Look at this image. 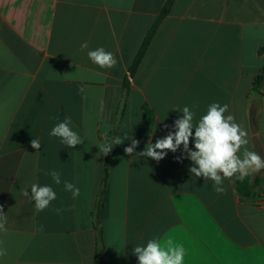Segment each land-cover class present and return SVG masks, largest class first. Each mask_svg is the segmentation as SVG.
Instances as JSON below:
<instances>
[{
	"label": "crops",
	"instance_id": "0c3cea01",
	"mask_svg": "<svg viewBox=\"0 0 264 264\" xmlns=\"http://www.w3.org/2000/svg\"><path fill=\"white\" fill-rule=\"evenodd\" d=\"M166 2L0 0V264H138L133 248L150 239L182 246L183 264H264V208L253 203L264 170L249 175L261 185L249 200L235 176L218 194L191 174L192 162L176 159L182 149L159 162L124 151L126 136L139 141L136 153L166 136L183 115L175 109L189 107L195 124L219 103L264 158V82L253 90L264 72V0H173L161 16ZM98 47L114 53L115 67L91 62ZM144 105L153 115L145 140L137 136ZM65 118L81 145L50 135ZM117 136L122 144L99 152ZM53 170L59 185L45 175ZM34 183L56 192L42 212L22 194Z\"/></svg>",
	"mask_w": 264,
	"mask_h": 264
},
{
	"label": "clouds",
	"instance_id": "9594fccd",
	"mask_svg": "<svg viewBox=\"0 0 264 264\" xmlns=\"http://www.w3.org/2000/svg\"><path fill=\"white\" fill-rule=\"evenodd\" d=\"M87 47V43H83L81 50ZM87 55L92 63L102 69H111L117 64L114 53L106 51L103 47L90 50ZM228 109L227 104L221 106L219 103H212L208 106L206 114L202 115L195 124L193 121L196 114L189 107L185 106L182 110L175 109L183 115L174 121L173 130L166 136L157 139L155 143L149 141L145 149L139 153L135 152L139 141L126 136L125 139H131L132 142L131 146L126 147L124 151L130 156L135 153L137 156L159 162L167 156L168 152L176 153L182 149L181 156L176 158L177 161L189 159L193 165L189 168L190 173L197 178L203 177L205 181H213L214 191L223 194L226 191L223 186L226 178L238 175V178L243 181L249 175L264 170V158L248 149V132L235 121L233 115H225ZM71 125V119L65 118L52 128L50 135L60 138L61 142L69 148L81 145L83 139L76 131H73ZM125 139L117 136L110 142L96 146L99 152L107 156L115 145L122 144ZM31 147L39 150L41 147L39 140L34 138L31 141ZM45 175H50L55 184L61 183L59 172L53 170L46 172ZM30 189L31 195L27 189H23L22 194L35 202L37 212L49 208L51 202L57 198L56 192L48 185L40 186L34 183ZM64 189L72 193L73 199L80 195V189L70 182L64 183ZM60 211L57 209V212ZM6 223V215L0 206V232L7 231ZM133 254L137 257L138 264H183L185 250L182 246H174L171 241L165 243L158 239H150L144 246H135ZM4 255L6 250L0 247V257Z\"/></svg>",
	"mask_w": 264,
	"mask_h": 264
},
{
	"label": "trees",
	"instance_id": "16d2710c",
	"mask_svg": "<svg viewBox=\"0 0 264 264\" xmlns=\"http://www.w3.org/2000/svg\"><path fill=\"white\" fill-rule=\"evenodd\" d=\"M172 1L173 0H167L165 7L161 11V16H163L164 14H166L168 12V8H170ZM155 29H156V23L152 27V29L150 30L149 34H147V36L144 38L141 49L138 53V56L133 61L132 65L129 69L130 75L133 74V71L138 64V60H140V58L143 54V51H144L145 47L147 46V43L150 40L151 35L154 33ZM263 82H264V72H262L259 76H257L255 78L254 84H253L254 92L260 94V89L262 88ZM152 126H153L152 111L147 106L144 105L143 106L142 119L140 121V124L138 126V130H137V136L140 138H144V140L147 139L151 133ZM233 186H234L235 190L242 197H245L249 200L255 198V196L257 195V192L255 191L256 188H258L259 186L261 187V185L255 183V182H252L250 176L246 177L243 181H241L238 178V175L233 178Z\"/></svg>",
	"mask_w": 264,
	"mask_h": 264
},
{
	"label": "built area",
	"instance_id": "2783aa9c",
	"mask_svg": "<svg viewBox=\"0 0 264 264\" xmlns=\"http://www.w3.org/2000/svg\"><path fill=\"white\" fill-rule=\"evenodd\" d=\"M253 203L256 207L264 208V193L258 199H255Z\"/></svg>",
	"mask_w": 264,
	"mask_h": 264
}]
</instances>
